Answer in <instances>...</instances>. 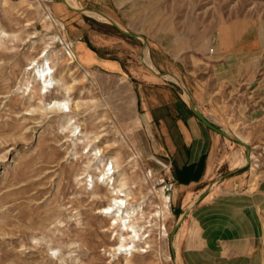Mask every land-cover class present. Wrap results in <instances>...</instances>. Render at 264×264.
<instances>
[{"label":"rangeland","instance_id":"374dc122","mask_svg":"<svg viewBox=\"0 0 264 264\" xmlns=\"http://www.w3.org/2000/svg\"><path fill=\"white\" fill-rule=\"evenodd\" d=\"M102 7L118 25L140 36L69 10L61 0H5L0 7L1 28L13 35L0 39V264H188L180 244L184 222L168 240L181 214L176 204L188 207L210 191L207 197L215 194L222 189L221 178L229 174H238L241 190L252 192L258 185L264 232V45L227 57L225 65L218 62L223 57L215 59L211 53L216 40L232 33L259 30L262 37L264 0H113ZM74 32L92 57L89 63L74 54L67 39ZM44 48L55 75L71 88V100L79 102L72 116L89 138L101 136L95 145L105 157L114 155L119 172L127 174L130 202L142 208L143 217L136 216V223H151L142 230L149 236L130 253L116 250L117 229L98 213L110 193L86 185V175L98 172L86 167L85 142L72 145L70 133L60 130L59 115L33 111L37 95L25 86L33 74L31 60ZM67 49L73 53L72 63ZM145 54L156 70H170L174 78L151 74L141 63L140 57L146 63ZM104 59L115 61V71L98 65ZM181 86L216 127L237 131L245 139L249 158L231 133L225 131L226 137L209 129V174L195 185L196 191L176 192L172 201L168 167L145 152L146 133L132 131V126L143 111L138 110L139 93L148 105L165 98V91L171 101L183 100ZM175 109L146 110L157 143L165 134L160 119L164 117L169 129ZM235 151L247 163L234 166ZM157 206L166 209L161 217L151 216Z\"/></svg>","mask_w":264,"mask_h":264},{"label":"crops","instance_id":"0c3cea01","mask_svg":"<svg viewBox=\"0 0 264 264\" xmlns=\"http://www.w3.org/2000/svg\"><path fill=\"white\" fill-rule=\"evenodd\" d=\"M69 1L71 2H67L68 5L73 7H89L101 12L103 10L105 13L102 6L113 2V0H78L79 4L77 5L74 0ZM87 14L101 22L106 21L104 17L96 16L90 12ZM71 36V38L68 36L67 39L71 43L74 54L79 57V61L84 63L92 61L91 55L86 52L85 45L80 41L78 34L75 35L74 32ZM262 45H264V35L261 37L259 30H256L252 35L242 30L237 35L232 33L230 36L224 37L222 41L221 39L216 40L211 46V53L215 55V59L223 57L218 62L220 65H225L227 57L236 53L254 52ZM145 62L150 67L147 62V54H145ZM97 63L102 69L115 71V61L112 59H104ZM168 71L170 70L162 72L168 73ZM187 92L189 99L198 109V100L189 90ZM165 94L167 95H164L165 98L161 101L149 105L146 99L140 97V93L137 95L138 110L143 111L137 114L135 118L137 122L133 124L132 131L146 133L148 141L146 147L149 150L143 149V151L149 152L155 158L157 156V160L168 167V171L165 172L166 177H172L173 181L172 188L167 194L172 197L173 201L176 192L196 191L195 185L202 183L209 174L207 170L208 154L211 149L212 136L209 134L210 128L192 114L186 99H172L171 101L168 91H165ZM169 108H176L173 115L176 116L175 120L171 122L168 129L166 122L162 121L164 117L160 119L165 134L157 143L156 139H153L149 123L150 116L146 110ZM200 113L203 114L201 111ZM171 129L174 131L171 132ZM167 130H170L171 133L169 134ZM144 147L142 145L141 148ZM137 152L139 153L138 150ZM240 183L238 174H229L221 178L222 189L215 194L207 197L210 191L188 207H186L187 203L176 204L177 214L186 209V214L180 222H184L186 228L184 236L180 239V244L188 264H263L264 232L257 210L260 202L256 194L258 185L255 191L250 192V190L245 191L237 188ZM171 204L169 203L170 206ZM176 206L169 207V211L175 209Z\"/></svg>","mask_w":264,"mask_h":264},{"label":"bare ground","instance_id":"6f19581e","mask_svg":"<svg viewBox=\"0 0 264 264\" xmlns=\"http://www.w3.org/2000/svg\"><path fill=\"white\" fill-rule=\"evenodd\" d=\"M61 1L63 2L66 8L71 6L68 5L66 1L64 0ZM4 4H5V0H0V7L3 6ZM79 8H83V7H79ZM82 12L84 14H87V12H91L97 16H101L102 18L104 17L106 22H109L108 20L111 19L112 21L115 22V24L118 27L123 28L121 25H118V23H116V21L112 17L108 16L103 11L102 12L100 11L101 12L100 13L92 8H86L83 9ZM11 36L13 35L10 33H6L1 28L0 25V39L2 40L3 38H7ZM65 56L70 59L68 63L73 62V53H71L70 50L68 49L66 50ZM140 58H141V63H143L144 66L150 70L151 74L153 73V75H156L155 72L157 70L156 68H154L153 64L150 63L149 58L147 57V62L149 63L150 67L143 62L142 57ZM31 64H32L31 69L33 70V74L31 75V82H27L25 89L26 90L28 89L29 92H32L33 94L37 95L36 98L38 99V103H37L38 105L33 108V111H37L41 113H46L47 111H49L56 115H59V117L61 118L59 125L60 130L68 131L70 133L72 145L75 146L78 143L82 144L85 142V151L83 152V154L88 161L86 167L90 169L94 166L95 167L94 169H96L98 172L95 176L86 175L87 177H89V179L85 181L86 185H88V187L90 186V189H93V186L94 187L100 186V188L104 190L106 193L107 192L110 193V198L108 203L102 206L99 209L98 213H100L102 217H104L105 219L109 218L111 222L108 223L111 225V227H116L117 229L116 231L117 233L115 232L118 243L116 250L124 253L125 252L130 253L134 251L136 249L135 248L136 243L141 242V239H144L145 237L149 236L148 234L144 236L142 230H144L146 227L151 226V223L147 225L145 224L139 225L135 221L136 216L138 215L139 217L142 216V208L138 204L137 205L132 204L134 201L130 202L131 195L130 192L127 191V187H126L127 183L125 180L127 174L125 177L124 176L125 172L124 173L119 172V169H117L119 162H117L116 157L114 155L105 157L102 154V150L95 145L94 142L98 141L99 138H101V136L95 134L96 136L95 135L90 136L92 137V139L89 138L88 136L89 133L83 131V129L80 127V124L72 116V108L77 109L79 107V102L71 100V97L69 96L71 88L68 85L61 82L60 78L55 75V70L53 66L50 65L49 51L44 48L43 51L39 53L36 59L31 60ZM164 76L167 78L168 76L174 78L173 74H164ZM176 82L180 83L181 81L180 79H178ZM60 88H63L64 91L63 92L59 91ZM53 93L55 94L54 97L47 98ZM184 97L186 99L188 97L186 92L183 93V98ZM230 133L231 132H228V134ZM231 134L232 137H237L239 141L243 143V144L241 143L242 147H244V143L246 142L245 139L237 131H234ZM248 155L249 152L247 149L246 157H248ZM246 157L244 155L239 154V152L235 151V153H233L231 156V162L234 164V166L243 165L247 163ZM253 157L254 156L251 153L250 159ZM251 168L253 167L251 166ZM249 189L252 190V188ZM165 210H166L165 208L161 206H157L156 211L151 216L161 217L165 213ZM144 215L146 216V214ZM148 218H152V217L148 216ZM181 220L179 222H181ZM145 221L149 223V220H145ZM146 230L148 229L146 228ZM176 234L174 236H176ZM147 245L148 244H146V246ZM173 247H174V242H173ZM176 259L177 261H179L178 260L179 256H177Z\"/></svg>","mask_w":264,"mask_h":264},{"label":"water","instance_id":"95a60500","mask_svg":"<svg viewBox=\"0 0 264 264\" xmlns=\"http://www.w3.org/2000/svg\"><path fill=\"white\" fill-rule=\"evenodd\" d=\"M86 8H89V7H86ZM86 8H76V7H68V9H74V10H77V11H83V9H86ZM94 9V8H92ZM95 11H98L100 12L99 10L97 9H94ZM101 13V12H100ZM109 23L114 27L116 28V30L121 33H124L126 35H129V36H140L137 32H132V31H128L124 28H121V27H118L114 21H112L111 19L108 20ZM144 43V42H143ZM156 75H164V74H168L167 72H162V71H156L155 72ZM181 90L184 92L187 93V105H188V108L190 109V111L192 112L193 115H195L197 117V119L203 123L206 127L210 128L211 130L215 131V132H219L221 133L222 135L226 136V137H230L224 130H222L221 128L219 127H216L205 115L201 114L200 111L194 106V104L192 103L191 99H189V95H188V92L187 90L181 86ZM233 139H236L239 141V139L237 137H233ZM245 146V145H244ZM246 150H247V147L245 146ZM246 153V151H245ZM186 214V209L182 210L181 211V214L177 217L176 221L173 223V226H172V230L169 232V235H168V240H170L173 232L176 230V227L179 223V221L185 216Z\"/></svg>","mask_w":264,"mask_h":264},{"label":"built area","instance_id":"2783aa9c","mask_svg":"<svg viewBox=\"0 0 264 264\" xmlns=\"http://www.w3.org/2000/svg\"><path fill=\"white\" fill-rule=\"evenodd\" d=\"M171 185V180H169L166 184L163 185V189L165 192L168 191V189L170 188Z\"/></svg>","mask_w":264,"mask_h":264}]
</instances>
